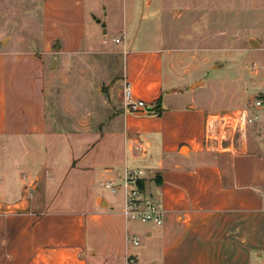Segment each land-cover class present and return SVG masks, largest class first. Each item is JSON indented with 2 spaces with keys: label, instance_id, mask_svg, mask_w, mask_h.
<instances>
[{
  "label": "crops",
  "instance_id": "1",
  "mask_svg": "<svg viewBox=\"0 0 264 264\" xmlns=\"http://www.w3.org/2000/svg\"><path fill=\"white\" fill-rule=\"evenodd\" d=\"M115 3L43 0L40 49L0 48V264H264V106L246 123L227 112L240 105L227 73L194 75L181 52L138 35L108 96L89 68H54L51 54L120 52L106 36L125 42L136 17L131 2L116 16ZM91 69L99 79L101 65ZM126 81L160 111L127 112ZM126 167L162 200L161 226L127 222L123 191L101 187Z\"/></svg>",
  "mask_w": 264,
  "mask_h": 264
},
{
  "label": "rangeland",
  "instance_id": "2",
  "mask_svg": "<svg viewBox=\"0 0 264 264\" xmlns=\"http://www.w3.org/2000/svg\"><path fill=\"white\" fill-rule=\"evenodd\" d=\"M115 2L116 16H121L122 5L131 2L136 17L125 26V42L113 41L116 30H110L106 36L108 46L113 45L120 52L115 50L108 54L73 55L65 61L61 56L57 59V54H51L54 68L61 62L80 64L81 69L89 68L87 77L93 80V92L98 94L103 90L108 96L117 92L119 80L122 78V50L131 46L128 44L131 41L136 42L138 35L144 45H165L169 50L181 52L185 55L182 60L190 65L194 75L204 78L212 75V78L220 79L226 76L234 83L229 91V98L240 104L236 109L227 112L238 114L243 108L254 111L256 100L262 96L257 92V88L264 82V0ZM107 10L110 17V5ZM107 10H103L101 14H107ZM43 15V0H0V48L14 46L39 50L44 42ZM123 34L124 32H121L119 36ZM251 40H255L257 45H252ZM96 64L103 68L98 73H101L99 79L94 78L97 69H91V66ZM222 67L224 69H220ZM218 69V76H213ZM221 71L227 75L222 77ZM104 72L108 73L107 79L103 78ZM202 81L203 79L199 84H202ZM70 84L71 90L68 93L77 94L76 82ZM97 86L102 89L97 91ZM93 99L95 97L91 98V104H95Z\"/></svg>",
  "mask_w": 264,
  "mask_h": 264
},
{
  "label": "built area",
  "instance_id": "3",
  "mask_svg": "<svg viewBox=\"0 0 264 264\" xmlns=\"http://www.w3.org/2000/svg\"><path fill=\"white\" fill-rule=\"evenodd\" d=\"M120 38L115 39L118 43ZM122 103L124 109L132 114L143 115L150 112L149 105L142 99H138L129 82H125L122 88ZM264 98L256 100L255 107H263ZM254 113V111H253ZM252 115L248 109H243L238 113V116L246 123H252L256 118V114ZM139 152L143 151L140 144L137 146ZM144 170L142 168L126 167L123 170L119 180H105L101 181L100 185L104 189L116 193L123 191L124 206L122 214L127 222L152 223L156 226H161L164 222V208L162 200L158 196L146 193L140 186V181L144 177ZM128 239L134 244H138V240L128 235Z\"/></svg>",
  "mask_w": 264,
  "mask_h": 264
},
{
  "label": "water",
  "instance_id": "4",
  "mask_svg": "<svg viewBox=\"0 0 264 264\" xmlns=\"http://www.w3.org/2000/svg\"><path fill=\"white\" fill-rule=\"evenodd\" d=\"M106 25V23L105 22H102V26L104 27ZM251 43H252V45H257V42L255 41V40H251ZM196 84H199V82L198 83H196ZM156 108V105H151V106H149V110H153V109H155Z\"/></svg>",
  "mask_w": 264,
  "mask_h": 264
},
{
  "label": "trees",
  "instance_id": "5",
  "mask_svg": "<svg viewBox=\"0 0 264 264\" xmlns=\"http://www.w3.org/2000/svg\"><path fill=\"white\" fill-rule=\"evenodd\" d=\"M155 105H156V108L153 109V110H150V112H158V111H160V109H161L160 102H157V104H155Z\"/></svg>",
  "mask_w": 264,
  "mask_h": 264
}]
</instances>
